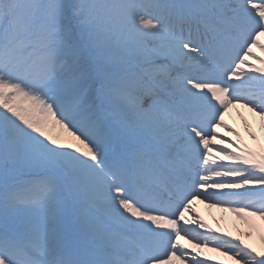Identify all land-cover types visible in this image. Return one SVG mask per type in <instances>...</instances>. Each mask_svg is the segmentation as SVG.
Listing matches in <instances>:
<instances>
[{"label":"snow or ice","instance_id":"6c2138e0","mask_svg":"<svg viewBox=\"0 0 264 264\" xmlns=\"http://www.w3.org/2000/svg\"><path fill=\"white\" fill-rule=\"evenodd\" d=\"M254 49L264 0H0V264H264L196 210L264 223Z\"/></svg>","mask_w":264,"mask_h":264},{"label":"bare ground","instance_id":"6f19581e","mask_svg":"<svg viewBox=\"0 0 264 264\" xmlns=\"http://www.w3.org/2000/svg\"><path fill=\"white\" fill-rule=\"evenodd\" d=\"M258 55H264V53H260ZM244 115L247 116L248 119L252 122L253 129L260 137V142L264 143V133L260 131L258 118L253 117L252 114L247 113L246 111ZM226 119L229 124L236 127L240 131L245 143L249 144L250 146H255L256 142L251 140L247 133L244 131L240 117L237 115L235 110L231 111ZM220 132L223 135H230L228 133L226 134L223 129H220ZM231 139L235 140L236 137L231 136ZM196 210L212 228H222L225 231L230 232L232 235H240L241 238L246 239L247 242L253 244L256 247H260L259 233L264 232V223L257 220L256 224L258 225V230H251L243 221H241L231 212L222 211L218 208H208L204 204H197ZM249 231L252 232L251 237H245L244 233ZM207 254L211 255L215 260L225 259L224 257L219 256L217 253Z\"/></svg>","mask_w":264,"mask_h":264}]
</instances>
